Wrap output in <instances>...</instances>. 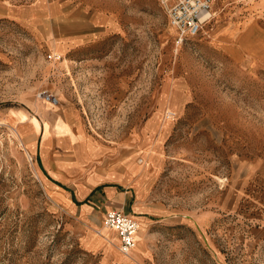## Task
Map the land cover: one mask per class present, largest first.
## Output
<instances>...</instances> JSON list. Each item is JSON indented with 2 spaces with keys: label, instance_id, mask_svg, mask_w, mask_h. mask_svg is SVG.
<instances>
[{
  "label": "rangeland",
  "instance_id": "rangeland-1",
  "mask_svg": "<svg viewBox=\"0 0 264 264\" xmlns=\"http://www.w3.org/2000/svg\"><path fill=\"white\" fill-rule=\"evenodd\" d=\"M211 7L210 23L177 44L159 0H0V264L132 263L140 251L143 224L125 257L114 231L89 229L54 197L28 133L57 112L65 140L78 116L103 146L158 159L140 172L157 207L150 264H264V233L250 232L264 231V0ZM98 12L123 32L92 33Z\"/></svg>",
  "mask_w": 264,
  "mask_h": 264
},
{
  "label": "crops",
  "instance_id": "crops-1",
  "mask_svg": "<svg viewBox=\"0 0 264 264\" xmlns=\"http://www.w3.org/2000/svg\"><path fill=\"white\" fill-rule=\"evenodd\" d=\"M69 6L68 4L67 7L70 9ZM97 19L99 21L90 24L93 28L92 33L99 31L97 32L99 35L109 37L111 34L123 32L124 24L116 15L100 12ZM170 31L174 32L175 29L172 27ZM72 39L68 40L71 46L76 44L74 40L76 38ZM74 114L77 116L76 113ZM54 115V122L51 124L48 121H44L43 125L39 123L40 132L37 136L28 133L33 136L29 141L35 142L34 155H37L38 168L46 181L55 187L53 188L54 197L59 200V204L66 207L81 224L89 229H95L99 225V220L102 221L106 211L119 210L134 217L139 224L144 225V236L140 242V251L131 257L132 263H154L155 251H153L152 240L156 236L146 231V226L150 225L151 217L157 214V207L148 200L150 194L140 172L142 168H158V164H155L158 159L146 155L145 152L135 157L133 153L103 146L87 136L78 116V122H75L72 127V139L65 140L63 134L54 131L58 122L64 123L63 113L57 112ZM45 123L50 125L52 133L51 145L46 150L51 165H48V161L44 160L42 155L41 141ZM53 149L58 150L57 154L62 152L63 156L69 157L70 160H55ZM140 156H143L144 163L142 165L137 163ZM47 168L53 169L50 171ZM65 174H69V176L66 177ZM246 184L247 180H242L239 183L238 191L249 194L245 188ZM139 186L142 188L140 194L137 192ZM63 203L69 205L66 206ZM250 232L255 238L254 241L259 238L261 233H264L262 228L251 229ZM137 234L138 242L139 233ZM115 235L117 236L116 232ZM89 245L95 249L103 246L97 238L90 240ZM132 263L120 262V264Z\"/></svg>",
  "mask_w": 264,
  "mask_h": 264
},
{
  "label": "built area",
  "instance_id": "built-area-1",
  "mask_svg": "<svg viewBox=\"0 0 264 264\" xmlns=\"http://www.w3.org/2000/svg\"><path fill=\"white\" fill-rule=\"evenodd\" d=\"M164 7L170 25L177 33V44L189 38L196 37L202 27L211 19V0H159ZM59 60V55L51 56ZM45 100L57 104L55 96L48 95ZM105 228L112 229L118 237V250L123 255L130 254L137 245L136 235L139 232V222L132 216L119 210L106 211L102 218Z\"/></svg>",
  "mask_w": 264,
  "mask_h": 264
},
{
  "label": "bare ground",
  "instance_id": "bare-ground-1",
  "mask_svg": "<svg viewBox=\"0 0 264 264\" xmlns=\"http://www.w3.org/2000/svg\"><path fill=\"white\" fill-rule=\"evenodd\" d=\"M208 23H210V19H209V21H207V23L206 24H208ZM61 196V195H60ZM58 198H59V196H58ZM107 229V228H106ZM105 230V229H104ZM107 230H112V229H107ZM141 230V223H140V226H139V231ZM112 231H114V230H112ZM139 233V232H138ZM101 234V233H100ZM138 235V234H137ZM106 236H108V235H106ZM114 236V235H113ZM108 238H110L109 236H108ZM118 238V237H117ZM136 241H137V236H136ZM136 247H137V245H136ZM136 247L134 248V250L136 249ZM131 254V253H130ZM130 254H128V255H123V256H125V257H128V256H130Z\"/></svg>",
  "mask_w": 264,
  "mask_h": 264
}]
</instances>
